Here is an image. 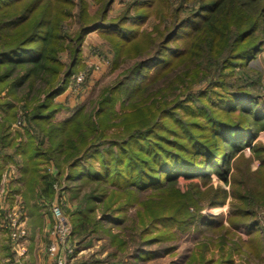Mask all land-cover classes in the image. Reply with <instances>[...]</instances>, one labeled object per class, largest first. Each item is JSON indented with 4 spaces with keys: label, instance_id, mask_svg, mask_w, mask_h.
I'll return each instance as SVG.
<instances>
[{
    "label": "trees",
    "instance_id": "16d2710c",
    "mask_svg": "<svg viewBox=\"0 0 264 264\" xmlns=\"http://www.w3.org/2000/svg\"><path fill=\"white\" fill-rule=\"evenodd\" d=\"M186 1H179L183 9ZM199 1L167 29L154 32L143 24L154 12L164 19L170 0H158L156 11L149 13L146 9L154 4L136 0L137 11L125 13L118 22L107 20L114 0H103L96 15L83 12L82 28L65 44L68 37L60 29V8L54 1L0 0V181L7 162L17 163V153L23 158L19 180L31 190L38 187L41 197L51 199L57 182H70L67 186L79 200L72 212L73 236L87 237L104 221L112 226L127 223L136 243L131 253L121 232L105 229L116 248L111 254L120 253L121 259H147L159 251L146 245L192 229L196 234L223 231L224 236L199 241L185 264H233L232 251L254 247V237L262 233L250 217V207L252 195L264 198V144L256 140L264 131V105L259 95L236 82L240 79L228 78L230 66L248 63L263 48L264 0ZM102 24L109 26L106 33L123 42L121 54L129 55V45L143 41L148 56L95 100L65 107L61 119L64 105L56 96L71 83L85 34ZM65 49L69 63L60 56ZM181 65L185 97L169 100L165 92H173L181 82L168 84L167 78ZM213 76L221 91H212L217 97L209 104L204 101L208 90H201L200 104L190 86L203 78L211 82ZM158 85L160 90L155 89ZM120 97L127 100L123 108L136 109L124 111L118 121ZM18 119L24 131L11 136L9 129ZM16 137L21 138L18 143ZM8 146L14 148L12 153L5 150ZM248 146L259 160L256 172L244 155ZM213 174L231 189L214 185ZM180 176L201 181L189 183V190L181 193L176 188ZM229 197L234 211L228 217L203 211L206 205L223 206ZM132 207L134 217L128 214ZM155 228L161 233L155 235ZM234 233L236 238L231 237ZM258 242L259 249H250L254 254L260 253ZM218 244L219 260L208 255ZM3 246L6 256L15 259L11 240Z\"/></svg>",
    "mask_w": 264,
    "mask_h": 264
},
{
    "label": "rangeland",
    "instance_id": "374dc122",
    "mask_svg": "<svg viewBox=\"0 0 264 264\" xmlns=\"http://www.w3.org/2000/svg\"><path fill=\"white\" fill-rule=\"evenodd\" d=\"M47 2L54 1L55 5L60 8V29L62 33L65 34L67 40L65 44L70 43L71 35H75L76 32L82 28V19L83 12L89 13L90 15H96V13L103 7V0H46ZM180 0H170L168 7L163 9V14L166 17L163 19L162 13L157 14V12L150 13L146 22L143 24V29H149V31H154V29H167L169 25H172L176 17H180L186 10H190L193 7H196L200 1L199 0H188L185 2V9L181 7ZM136 0H114L113 4L107 12V20L111 21H120L125 13L131 12L132 14L137 11L135 9ZM146 9L147 13L151 12L153 9H157L158 0H150V5ZM183 12V13H182ZM182 13V14H181ZM82 17V18H80ZM173 19H175L173 21ZM130 19L125 21V25H129ZM105 29H109L108 25L102 24L99 27H93L89 30L84 37L81 46V59L79 64L76 66L74 75L72 76L71 83L66 87L65 90L60 92L56 96V102L64 105L62 111L58 114L59 118H64L66 116L65 107H75L77 105H82L84 103H90L92 100H95L102 90L110 86H114L122 77L124 73L132 67L138 61L146 58L148 53L145 48L143 41H140V44H131L127 50V54L123 55L119 51V45L123 42L116 38L113 34L106 33ZM155 32V31H154ZM143 44V45H142ZM126 45V44H125ZM118 50V51H117ZM69 50L65 49L61 51V59L66 63L70 62ZM125 54V53H124ZM184 65L177 67L168 76L169 79L167 82H181L184 76ZM229 80L230 79H240L236 82L243 86V88L252 91L256 95H259V103L264 105V44L263 48L259 50L255 57H252L246 64H237L230 66L229 68ZM215 76L212 77L211 82L209 79H200L199 81L192 84L190 89L194 90L193 94L199 98V92L201 90H208L204 95V101H212V97H217L216 93L212 91H219L218 86L214 85ZM186 86V82L177 86V88L172 91H166L165 93L168 96L169 100L174 99L176 96L184 98L182 89ZM155 89H161L160 85ZM157 91V90H155ZM3 95L5 93L3 92ZM121 97L117 101V111L120 116L117 118L119 121L121 114L124 111L134 112L135 107H129L127 109L123 108V103H126ZM201 104V101H200ZM181 112V109H178V113ZM21 114V112L19 113ZM1 120V115H0ZM132 121V118H131ZM124 128L123 124H120ZM11 136L15 135L17 131H24V126L22 119H18L10 127ZM20 137H16L14 142H19ZM258 142L264 144V131H261L256 138ZM256 142V143H258ZM5 150L8 153L14 151L13 147H6ZM244 155L251 159V170L256 172L257 167L259 166V160L253 157V151L250 146L245 148ZM15 158L17 163L9 160L6 164V168L3 170V179L0 182V264H14V261L19 256V253L16 252L13 248L12 251L15 253L16 258L6 256L8 250L4 248L3 245L10 244L11 236L10 231L5 226L7 212L6 209L11 207L13 210L15 207H19L24 213L25 221V230L26 236L24 238L25 243V252L20 254L26 256L23 258L24 264H47L48 262V245H49V230L53 223V216L51 210L48 206V201L56 200L57 197H61L62 193L65 195V203L59 202L63 206L64 214L69 222L72 223V212L76 209L79 200L73 198L72 191L69 185L70 182L62 181L61 183L57 182L56 184L60 188L59 190L55 187V194L53 197L46 198L41 197L39 188L35 187L33 190L29 189L25 181H20L19 177L21 175L22 167V156L21 154L15 153ZM253 159V160H252ZM51 171L54 172V169ZM193 180V181H192ZM194 181H201L200 178H193L180 176L176 184V188L181 191V193H186L189 190V183ZM212 183L218 185L219 183L225 186L228 189H231L229 183H224L216 174H213ZM61 184V185H60ZM67 187H66V186ZM264 188V187H263ZM84 191V190H83ZM59 197V198H60ZM58 198V199H59ZM80 199V197H79ZM252 206L250 207L251 219L258 221V226L262 233L258 237H254L255 244L253 246H245L241 249L240 252L232 251L234 263L233 264H264V198L261 199V196H251ZM3 206V207H2ZM234 206L232 204L231 197L227 200L226 204L223 206H212L206 205L203 208L204 212L208 214H217L222 212L226 217L231 215L234 211ZM135 208L132 207L128 210V214L131 217L135 216ZM192 211H195L194 207H191ZM50 217V225L45 227L46 218ZM99 217V214H98ZM129 222V220H128ZM130 223V222H129ZM127 224V223H126ZM126 224H124L126 226ZM100 228L97 231H94L87 237H80V234L76 233L74 235L77 240V249L75 253V264H185L186 261L190 258L192 251L197 250V244L199 241H203L205 238L211 237L216 239L217 236H224V232L219 231L213 233L212 231H207L204 234L195 233L194 230L187 231L185 233L178 232V236L175 239H170L166 242H157L151 245H146L145 249H154L159 251L148 257L147 259H134L125 257L121 259L122 255L111 254L116 250L115 246L111 244L110 234L105 230L106 228L112 227V232H121L123 236L128 239L129 249L128 253H131L136 243L131 239L130 230L122 226H112L108 222H102ZM103 227V228H101ZM153 232L155 235L161 233L159 228H155ZM157 233V234H156ZM226 235V234H225ZM220 236V237H221ZM232 238H236L237 234H232ZM138 240L139 238L136 237ZM220 239V238H219ZM218 239H216L217 241ZM259 240H261V248L259 254H254L250 249H259ZM229 241V240H228ZM231 241V239H230ZM170 245H175L173 249L169 252H166V247ZM221 244L213 245L212 250L214 253H209V256L214 255L215 258L220 259L221 254ZM225 249H228V246L225 245ZM225 250V251H226ZM166 252V253H165ZM28 253V255H27ZM122 260H125V263H121ZM133 261V262H132ZM190 262V260H189Z\"/></svg>",
    "mask_w": 264,
    "mask_h": 264
},
{
    "label": "built area",
    "instance_id": "2783aa9c",
    "mask_svg": "<svg viewBox=\"0 0 264 264\" xmlns=\"http://www.w3.org/2000/svg\"><path fill=\"white\" fill-rule=\"evenodd\" d=\"M54 187L58 190L60 189L57 184ZM59 197L56 200L48 201V206L53 216V223L49 230L50 242L48 245L47 264H75L77 239L73 236V225L66 218L63 206L59 202L61 200L62 203H65V195L62 193V196ZM10 208L6 209L8 212L5 226L10 231L12 248L20 256L26 250L24 243L26 236L24 213L19 207H15L13 210Z\"/></svg>",
    "mask_w": 264,
    "mask_h": 264
},
{
    "label": "crops",
    "instance_id": "0c3cea01",
    "mask_svg": "<svg viewBox=\"0 0 264 264\" xmlns=\"http://www.w3.org/2000/svg\"><path fill=\"white\" fill-rule=\"evenodd\" d=\"M3 174V173H2ZM2 179H3V176H2V178H1V181H2ZM0 181V182H1ZM46 225H45V227L48 225V223H49V225H50V217H48V218H46ZM27 255H28V253H27ZM23 258H26V256H22V255H20V257H17V259L14 261V264H24V262L22 261L23 260Z\"/></svg>",
    "mask_w": 264,
    "mask_h": 264
}]
</instances>
